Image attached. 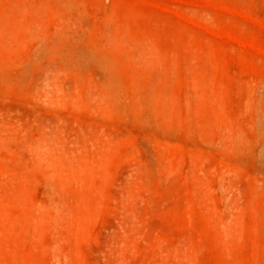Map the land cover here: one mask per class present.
I'll return each instance as SVG.
<instances>
[{
  "label": "rangeland",
  "instance_id": "rangeland-1",
  "mask_svg": "<svg viewBox=\"0 0 264 264\" xmlns=\"http://www.w3.org/2000/svg\"><path fill=\"white\" fill-rule=\"evenodd\" d=\"M0 264H264V0H0Z\"/></svg>",
  "mask_w": 264,
  "mask_h": 264
}]
</instances>
